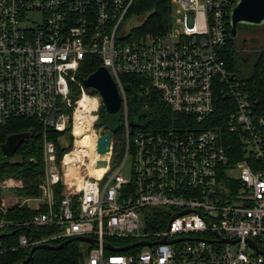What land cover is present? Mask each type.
<instances>
[{
	"label": "built area",
	"instance_id": "2783aa9c",
	"mask_svg": "<svg viewBox=\"0 0 264 264\" xmlns=\"http://www.w3.org/2000/svg\"><path fill=\"white\" fill-rule=\"evenodd\" d=\"M134 2L0 0V128L35 118L45 129L40 194L20 195L24 184L13 177L0 181V195L12 194L0 196V232L9 206L37 204L12 229L54 231L20 234L14 250L85 237L94 243L82 264H264V113L224 58L238 0H171L178 17L171 13L170 29L130 41ZM90 55L122 96L123 124L107 160L98 153L101 98L79 77ZM126 75L147 80L186 121L133 128ZM220 105L224 130L205 126ZM50 132L70 145L63 154ZM86 135L93 158L82 150Z\"/></svg>",
	"mask_w": 264,
	"mask_h": 264
},
{
	"label": "trees",
	"instance_id": "16d2710c",
	"mask_svg": "<svg viewBox=\"0 0 264 264\" xmlns=\"http://www.w3.org/2000/svg\"><path fill=\"white\" fill-rule=\"evenodd\" d=\"M171 0H135L130 11V20L135 17H145L142 25L130 30L129 40H138L146 34L163 35L171 27ZM229 39L224 51V58L232 73L243 85L244 92L249 97L251 104L258 113H264V49L261 51L251 66L243 63L241 55L236 48V39L231 37V25L228 23ZM249 63V62H247ZM102 66V62L97 56H87L79 71L80 78H87ZM122 83L126 87L127 95L131 103L132 121L138 119V110L133 107L137 104L140 113L148 115V125L152 128L174 127L183 123L182 117L175 114L167 105L161 102L160 95L153 91L147 80L140 76L126 75L121 77ZM97 93L96 91H94ZM222 107L225 100L220 99ZM147 106V108H144ZM218 107L216 114L204 125L208 127L224 130L226 124L227 109ZM139 113V116L141 115ZM107 118L104 107L101 109L100 120ZM186 121V120H185ZM184 121V122H185ZM116 135L120 134L119 128ZM29 133V138L19 147L16 156L6 157L3 155L1 146L7 141L8 136L14 134ZM48 133V131L46 132ZM45 129L39 120L35 118H20L10 121L5 127L0 128V181L13 177L21 180L24 188L19 189V194L24 196H37L40 194L39 186L44 178L43 160V139ZM49 138L53 139L58 146L59 133L50 132ZM58 151H64L58 146ZM61 186L56 188L58 197L61 193ZM1 196V195H0ZM1 204V200H0ZM37 211L29 209H12L9 206L4 219L10 223L1 232L7 236L0 240V264H20L28 258L29 251L25 249L14 250L18 246L20 234H26L30 238H41L51 234L53 229H29L17 230L12 234V220H22L35 215ZM63 242L57 243L61 244ZM56 244V245H57ZM85 253L79 242H72L63 250L53 251L47 249L37 250L33 259L28 264H82Z\"/></svg>",
	"mask_w": 264,
	"mask_h": 264
},
{
	"label": "water",
	"instance_id": "95a60500",
	"mask_svg": "<svg viewBox=\"0 0 264 264\" xmlns=\"http://www.w3.org/2000/svg\"><path fill=\"white\" fill-rule=\"evenodd\" d=\"M230 25L231 37L233 39H236L238 36L239 26L264 27V0H238L237 5L231 12ZM81 79L87 89L96 91L100 96L102 106L104 107L107 114L106 119L108 120V123L106 125H104L103 120L98 121L96 124L98 127H102L106 130V133L98 141V153L101 156H104L110 151L113 134L117 132L116 130L118 128L121 127L120 126L116 129L113 128V120L118 118L122 107V96L120 93V89L109 70L104 66H101L89 77ZM140 114V116L137 115L136 117L138 119L133 121V128L141 125L146 126L148 124V115L146 113ZM143 120L146 122V125L142 124ZM29 136V133H21L8 136L7 141L1 146L3 155L9 158L14 157L19 147L29 138ZM58 144L63 150H66L70 147V145L64 138L58 139ZM104 164H106L105 161H100L98 163V166H103ZM12 234H16V231H14ZM5 236L7 235L1 233L0 240ZM72 242H86L91 244L94 243L92 239L85 237H76L69 239L59 245L45 244L37 246L29 251L28 258L20 264H28L33 259L34 253L37 250L47 249L60 251ZM250 243L255 247L254 243ZM144 245L146 244H138V246ZM107 249L110 251L121 252L126 251L129 248H114L110 244H107Z\"/></svg>",
	"mask_w": 264,
	"mask_h": 264
},
{
	"label": "rangeland",
	"instance_id": "374dc122",
	"mask_svg": "<svg viewBox=\"0 0 264 264\" xmlns=\"http://www.w3.org/2000/svg\"><path fill=\"white\" fill-rule=\"evenodd\" d=\"M176 9H177V5L173 4L172 15H173L174 21L178 17L176 13ZM144 20H145V17H135L132 20H130L129 22L130 30L142 25ZM175 27L179 28L178 25H175ZM236 48H237V51L241 55L240 59L246 61V63H243V64L247 66H251V64L254 62L256 58V55L258 56V54L264 49V27L239 26L238 36L236 38ZM133 107L138 110L137 115L139 116L140 109L137 106V104L133 105ZM144 108H147V106H145ZM103 123L104 125H106L108 123V120L107 119L103 120ZM122 124H123V121L121 120V113H119L118 118L113 120V128L116 129L122 126ZM142 124L146 125V122L143 120ZM120 138H122V135L120 136ZM1 195L12 196V194L7 191L3 192V194ZM33 208L34 210H36V209H39V206L35 204ZM79 243L86 257L89 245L85 242H79Z\"/></svg>",
	"mask_w": 264,
	"mask_h": 264
},
{
	"label": "bare ground",
	"instance_id": "6f19581e",
	"mask_svg": "<svg viewBox=\"0 0 264 264\" xmlns=\"http://www.w3.org/2000/svg\"><path fill=\"white\" fill-rule=\"evenodd\" d=\"M85 101H86V100H84V101L81 103V106H82V107H86V102H85ZM77 135H79V132L77 133ZM80 142H81L82 145H83L82 150H83L87 155H90V156L93 158V157H94V154L92 153V146H94V145H92V144L90 143L88 135H86L84 138H81V139H80ZM108 156H109V155H108V153H107V154H105L103 157H105L106 160H107ZM106 160H105V163H106ZM103 161H104V160H103ZM105 166H106V164L103 165L102 170H101V169H94V170L92 171V173H93V174H100V173L103 171V169L105 168Z\"/></svg>",
	"mask_w": 264,
	"mask_h": 264
}]
</instances>
